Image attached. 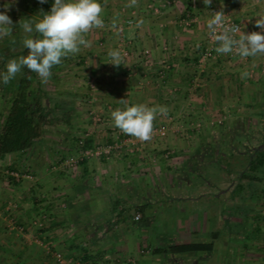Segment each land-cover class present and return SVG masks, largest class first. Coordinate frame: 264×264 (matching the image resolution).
Returning <instances> with one entry per match:
<instances>
[{
	"label": "crops",
	"instance_id": "crops-1",
	"mask_svg": "<svg viewBox=\"0 0 264 264\" xmlns=\"http://www.w3.org/2000/svg\"><path fill=\"white\" fill-rule=\"evenodd\" d=\"M150 2L137 0L135 6L126 7L130 0H99L105 27L86 34L91 47L81 46L78 54L62 58V63L51 69L47 83L37 75L40 90L57 103L51 106L57 113H66L69 120L45 125L29 151L8 154L0 162V264H58L55 251L71 260L66 264H128L129 258H134L135 264H264V205L253 208L247 221L239 212H232L226 223L230 224L231 236H225L224 212L222 206L218 208V202L225 199L222 177L213 179L212 175L206 180L214 211L196 214L199 207L195 205L184 218L178 236L173 231L154 240L147 233L159 211L158 202L182 201L187 196L199 203L198 196L182 191L184 184L187 188L197 185L201 163H218L228 157L223 145L232 141V130L253 134L262 127L264 54L248 58L225 55L209 62L201 72L196 62L208 33L211 6L220 7L225 15L240 22L248 34L261 32L255 22L264 15V0H212L210 6L203 0H161L157 13L149 9ZM53 3L42 6L38 0H0V12L8 5L7 14L13 21L12 36L0 38V61L14 59L12 54L3 59L1 50L15 46L12 40L16 42L14 34L22 28L19 22L39 20L41 10L50 12ZM113 19L117 25L133 19L135 25L126 27L120 36L111 27ZM141 19L144 23L137 27ZM121 39L129 42V55L117 67L108 63V52L118 50ZM144 48L150 50L147 57L141 54ZM245 71L249 76L242 78ZM89 81L95 83L94 90ZM0 82L1 128L14 92L10 84ZM121 99L128 106H167L168 114L175 118L167 137L143 144L134 137L109 160H84L74 169L58 167L60 148L69 155L76 152L77 139L85 128L95 132L97 126V132L107 136L104 139L110 144L117 140L119 129L111 112L124 109ZM81 105H90L106 121L92 125L83 122ZM225 114L229 125L224 128L230 129V134L217 122ZM163 121L164 116L157 115L154 127ZM192 122H200L201 127H192ZM53 128L58 131L55 138L50 136ZM59 133L65 139L58 140ZM259 134H253L250 141L242 136L240 141L255 146L261 139ZM166 153L171 157L165 161ZM20 170H32L34 179L17 181L11 172ZM263 188L264 181L255 192L246 188L231 201L238 204L237 208L240 204H264ZM259 192L262 195H257ZM137 214L141 218L138 221ZM10 218L24 231L10 227ZM36 219L44 220L42 228L35 226ZM189 243L210 244L212 250L174 258L167 251L170 245Z\"/></svg>",
	"mask_w": 264,
	"mask_h": 264
},
{
	"label": "clouds",
	"instance_id": "clouds-1",
	"mask_svg": "<svg viewBox=\"0 0 264 264\" xmlns=\"http://www.w3.org/2000/svg\"><path fill=\"white\" fill-rule=\"evenodd\" d=\"M47 0H39L46 3ZM137 0H130L126 7H133ZM205 6H210L212 0H203ZM0 12V38L12 36L13 21L7 14L9 7L4 6ZM103 7L99 0H54L50 12L41 10V18L33 20L24 19L19 22L24 33L23 45L28 54L21 55L17 59L7 62L6 71L0 73V80L8 84L16 78L21 69L26 67L35 72L42 83H47L52 75L51 69L62 63V58L76 55L81 51V46L91 47V42L85 38L94 28H104L102 19ZM144 21L137 22L140 27ZM261 32L245 34L240 27L226 21L223 10L213 12L212 18L207 20L206 27L209 36L218 45L214 50L217 54L226 55L235 52L241 58L256 57L264 54V15L258 16L255 22ZM117 29L115 19L111 24ZM35 33L36 35H32ZM38 34V35H37ZM15 44V40H12ZM110 64L120 66L123 56L120 50L108 52ZM249 76L247 71L242 73V78ZM124 104V109L117 108L111 112L114 126L123 134L135 137L141 142L152 139L154 132V121L157 115L167 116V106L157 105L149 107L146 104H135L128 106L125 99L119 100Z\"/></svg>",
	"mask_w": 264,
	"mask_h": 264
},
{
	"label": "trees",
	"instance_id": "trees-1",
	"mask_svg": "<svg viewBox=\"0 0 264 264\" xmlns=\"http://www.w3.org/2000/svg\"><path fill=\"white\" fill-rule=\"evenodd\" d=\"M51 1L41 4L38 0V4L42 6L50 5ZM1 51L5 55L4 57L8 56L6 50L5 53L3 50ZM28 51L25 48L19 54L26 55ZM21 73L22 75L18 82L12 80L8 84H4L5 86L10 84L13 87L14 98L10 112L0 128V162L8 154L29 151L34 141L42 135L45 125L60 119L65 122L69 120L66 113H61L60 116L59 114L57 115L55 106H51L57 103L53 104L54 99L40 90V87L35 82L37 77L35 72L24 67L21 69ZM261 117L264 119V113L261 114ZM236 135H240L238 138L239 142L234 145L231 141L228 152V158H235L236 162L232 163L231 160L227 162L225 171L226 173L228 172V176L229 172L239 174L236 182H231L233 183L232 187H234L232 190L233 196L237 197L238 194L246 192V188L250 190L253 188L257 189V186L262 185L264 181V122L260 133L261 139L255 146L240 141L242 136H244L245 141H250L253 137L252 133L249 134L244 129L235 128L232 131V140ZM92 145L93 140L88 138L85 147H91ZM211 250L212 245L204 243L174 244L167 248L173 258L182 254H195Z\"/></svg>",
	"mask_w": 264,
	"mask_h": 264
},
{
	"label": "rangeland",
	"instance_id": "rangeland-1",
	"mask_svg": "<svg viewBox=\"0 0 264 264\" xmlns=\"http://www.w3.org/2000/svg\"><path fill=\"white\" fill-rule=\"evenodd\" d=\"M14 35H15V39H16V42L14 44L15 46L10 47V49H8V51L6 50V52H7L6 54H12L13 58L17 59L21 55H23V54H19V52H21V51H23L25 49L22 41H23V39H24L26 34L24 33L23 29L21 28V30L15 32ZM4 53H5V51H4ZM4 56H5L4 54H1V57L3 59L5 58ZM5 60L6 61L2 62V59H1V61H0V70H1L0 72L6 71V65H7L8 60H7V58ZM21 75H22V73L20 72L16 76V78L14 79V82H18L19 79L21 78ZM90 105H88V107L86 105H81V107H80L81 110H82V113H81V116H80L81 120L83 122L87 123L88 125H92V120L90 119L89 116H90V110H92L93 108H91ZM89 107H90V109H89ZM86 108H87V112L89 114L88 115H83V114L87 113L86 112ZM95 110H97V109H95ZM58 114H59V116L61 115L60 113H57V115ZM221 117L222 118L225 117V118L223 119L224 120L223 123L219 124V126H222L224 128V125H226V124L229 125L228 117H227V114L222 115ZM58 118H60V117H58ZM101 118H102V122L106 121V118H104V116L101 115ZM82 124H84V123H82ZM216 129L219 131L218 127ZM224 129L226 130V134H227V132L229 134L231 133L230 129H227V127L224 128ZM54 130H55V128H53L51 130L52 134L50 135L53 138H55L54 136L58 132V131L55 132ZM86 130L87 129L85 128L83 130V132L86 131ZM94 130H95V132H94L95 136H93V138L94 139L96 138V140H94L93 142H95V143L99 142V143H103V144H110V142H108L109 141L108 139H104L105 137L107 138V136L104 137V135L101 134L102 132H100V131L97 132V130H98L97 126H95ZM251 130H253V129H251ZM254 130L257 131V132H253V134L258 133V132L261 133L262 132V127L258 128V129H254ZM75 131L78 134L79 133L78 131H80V128L75 130ZM230 135H232V133ZM239 136L240 135H236L235 136V138L232 140V144L234 143V145L235 144L237 145V143L239 142V139H238ZM63 138L65 139L64 134H60V133L57 134V139L58 140H61ZM256 143H258V141ZM229 146H230L229 142H228V145H227V143H225L223 145V150L225 152H228L229 151ZM59 152H60L61 158L69 155V152L66 151L65 148H60ZM74 153H76V152L73 151L72 154H74ZM164 157H165L164 160L166 161L167 159H170L171 156L166 157L164 155ZM230 160L232 161V163L236 162V160L234 158L230 159L227 156H225L224 159H222L221 162H218V163H216L214 161H207L206 163L205 162L201 163L200 166H199L200 176L199 177L197 176L198 180H199V181H197V185H194V188H187V183H185L184 185H186V188L182 189V191H184V193L186 195H188V196H198L199 197V199H198L199 203L195 204L194 202L188 200L187 196H185V199H182V201L180 199H173V200L171 199V200H168L167 203H165L166 201L158 202L160 204L159 211L157 212V214H155L156 218L154 220H152L150 226L147 227V231H148L147 233L150 236H152V238H154V240H157V238H159V236H162L165 233H170L171 234L173 231H174L175 235L178 236V234L181 233L180 232L181 227L184 226V223H183L184 218L188 217V215L190 214L189 213L190 209L195 207V205L196 206L198 205V207H199L198 211L195 212L196 214H200V213L204 212V210L206 211V210L212 209L214 211L215 210L214 198H213V196L211 194L210 184L206 181V180H209L211 178V176L213 175V179L215 177H217L218 179H220L222 177L224 179V188H225L224 196H225V199H223L221 202H218V208L220 209L221 206H222V209H223V212H224V220H225V222H224L225 223V225H224V235L225 236H231L230 235L231 234V229L229 228L230 224H226V223H227V221L229 222L231 220V213L232 212H233L234 215H235L236 212H239L240 217L244 221H247L248 218L252 217L253 208H256V207L262 208L264 204H253V205L250 204L249 206H251V207H249L248 204H240V206L238 208L235 207V205L238 206V204H233V202L231 201L232 196H233V193H232V188H233L232 185H233V183H231V182L232 181L236 182L237 174L233 173V172L232 173L229 172V176H228V174H227L228 172L226 173V171H225L226 170L225 166H227L226 164ZM57 165L61 169L65 168L64 166L61 165V161H58ZM227 169H229V168H227ZM20 171L22 173L31 174L33 176V179L35 177V175L32 174L33 173L32 170H30V171H28V170H20ZM204 181H206L207 183L205 182L203 184ZM200 183H202V184H200ZM259 187H260V185H259ZM252 190L256 191L257 189L253 188ZM257 195L260 196L262 194H261V192H259V193H257ZM165 204H168L169 207L167 208L165 206ZM164 206H165V208L167 210L164 209ZM187 206L190 207L189 211L187 210ZM164 210L168 214L165 213ZM148 221H150V220L148 219Z\"/></svg>",
	"mask_w": 264,
	"mask_h": 264
},
{
	"label": "built area",
	"instance_id": "built-area-1",
	"mask_svg": "<svg viewBox=\"0 0 264 264\" xmlns=\"http://www.w3.org/2000/svg\"><path fill=\"white\" fill-rule=\"evenodd\" d=\"M160 2H161V0H151V2L149 4V9L153 13L159 12L160 7L158 4ZM164 2L170 3V1H164ZM216 11H221V8L216 6V5L211 6L210 18H212L213 12H216ZM226 21L231 23V24L237 25L238 27L241 28V30L243 29V26L240 22L236 21L234 18H232L228 15H226ZM184 22L187 24V18L184 19ZM134 25H135V20L128 19L124 23L118 24L117 29H114V30L120 36H123L125 28L130 27V26H134ZM260 31H262V30L260 29ZM129 45H130L129 42L126 43L124 41V39L120 40L118 50L121 51V54L123 57H126L129 55ZM217 46L218 45L212 40V38L207 33L206 37L204 38V40L201 43V53H200L198 60L196 62V66H197V69L199 72L203 71L209 62L217 61V60L221 59L223 56H225V55L217 54L215 52L214 49ZM141 52H142L141 53L142 56H144V57H147L150 54V50L148 48H144ZM226 55H228L230 57L238 56L237 54H235V52L229 53ZM88 85H89L91 90L95 89V83L93 81H89ZM90 115H91V120L93 123L96 124V123H99L102 121L101 115L98 114L96 111L91 110ZM224 118L225 117L218 118V120H217L218 124H222L224 121L223 120ZM164 120L165 121L161 122L158 126L154 127V132H153V136L151 139L152 141L156 140V139H161V138L167 137L168 132L171 129L170 124L173 123L175 118L173 115L168 114L167 116H164ZM192 127L200 128L201 123L200 122H192ZM93 133H94V131L91 129L90 130L87 129L86 131L81 133V135L77 139V151H76V153L68 155L66 157H62L60 159L62 166H64L67 169H74V168H77L80 165V163L83 162L84 160H88V159H90V160L91 159L109 160L112 157L117 156L119 154L120 150H122V148L125 147V145L127 143L133 141V139H134V137L125 135L119 130L118 131V138L113 144H103V143L97 142V143H94L91 147H85L86 140L88 138H93ZM135 140H137V139L135 138ZM137 141H138V143H141V144L145 143V142H141L139 140H137ZM130 151L132 152L134 150L132 149ZM168 155H169V153L165 154L166 157H168ZM11 175L17 181H20L22 178L33 179V176L31 174L22 173L19 171H12ZM42 219H36L34 221L35 226H37L38 228H42L44 226V220H42ZM135 219L139 220L140 215L138 214L135 217ZM9 226L17 229L20 232L24 231V227L23 226H17L15 224V221L13 218L9 219ZM53 256H54V258L58 264H66V263L71 262V260L67 259L64 256V254L59 252V251L53 252ZM128 264H135V259L129 258Z\"/></svg>",
	"mask_w": 264,
	"mask_h": 264
}]
</instances>
